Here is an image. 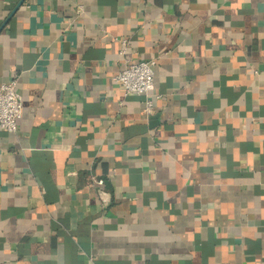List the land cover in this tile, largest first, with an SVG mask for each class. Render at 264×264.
Returning <instances> with one entry per match:
<instances>
[{"label": "crops", "instance_id": "crops-1", "mask_svg": "<svg viewBox=\"0 0 264 264\" xmlns=\"http://www.w3.org/2000/svg\"><path fill=\"white\" fill-rule=\"evenodd\" d=\"M15 75L0 264H264V0H0Z\"/></svg>", "mask_w": 264, "mask_h": 264}, {"label": "built area", "instance_id": "built-area-1", "mask_svg": "<svg viewBox=\"0 0 264 264\" xmlns=\"http://www.w3.org/2000/svg\"><path fill=\"white\" fill-rule=\"evenodd\" d=\"M155 61H133L123 67L115 76L126 93L145 96L144 111L147 116L155 113ZM23 113V98L17 88V78L0 84V126L11 133L19 131V118ZM103 185L104 178H95Z\"/></svg>", "mask_w": 264, "mask_h": 264}]
</instances>
